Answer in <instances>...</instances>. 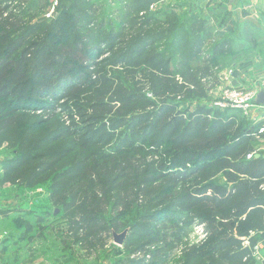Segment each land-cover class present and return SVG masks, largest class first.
<instances>
[{"label":"trees","instance_id":"trees-1","mask_svg":"<svg viewBox=\"0 0 264 264\" xmlns=\"http://www.w3.org/2000/svg\"><path fill=\"white\" fill-rule=\"evenodd\" d=\"M32 3L0 0V147L8 143L13 150L0 183L37 191L47 178L50 199L86 244L120 232L112 213L128 196L129 202L147 197L155 203L148 211L135 209L130 226L137 234L161 221L156 204L180 212L208 205L211 222L225 221L216 245L222 262L258 264L252 250L264 240V151L248 158L254 133L221 107L180 109L177 99L206 91L187 77L179 81L170 58L147 55L149 38L134 35L122 48H105L104 41L85 45L81 38L57 42L54 24L38 32L45 20L34 21ZM83 14L80 20L90 25L93 6ZM192 21L198 28L199 19ZM100 46L103 52L96 51ZM166 143L170 147L159 154ZM222 170L230 188L212 181Z\"/></svg>","mask_w":264,"mask_h":264},{"label":"rangeland","instance_id":"rangeland-1","mask_svg":"<svg viewBox=\"0 0 264 264\" xmlns=\"http://www.w3.org/2000/svg\"><path fill=\"white\" fill-rule=\"evenodd\" d=\"M23 1L26 6L33 2L29 13L35 14L34 21L45 20L38 32L54 24L50 33L51 39L57 42L81 38L85 45L104 41L105 48L110 45L122 48L131 44L134 35L140 34L152 40V46L146 50L147 55L164 62L170 58L179 81L187 77L190 85L198 84L206 91L204 97L177 99L181 101L180 109H194L198 104L219 107L216 102L227 98L232 90H264V7H257L254 3L226 7L219 0ZM90 6L96 15L89 25L79 16L84 15ZM58 18L60 22L57 23ZM196 19H199L196 24L199 27L192 28V20ZM201 23L203 28H200ZM115 33L119 35L116 38L113 36ZM201 38L204 40L202 46L195 48L194 43ZM140 40L135 42L140 45ZM96 51L103 52L104 49L100 46ZM148 95L151 96L150 92ZM222 109H226L225 116L231 117L236 125L254 133L250 141L254 151L249 154L264 151V135H260L263 132L258 128V124L264 122V109L256 105L246 108L228 105ZM7 144L0 147L2 172L5 161L13 154ZM169 147L168 143L164 144L159 154ZM165 156L168 159L172 154ZM44 179L37 186L42 189L39 192L0 183V264H125L128 259L135 264L138 261L142 264H234L222 262L223 253L216 249L225 221L218 218L211 222L213 214L208 205L197 212H180L165 208V204H156L155 210H160L161 216L172 214V217L158 216L161 221L147 224L146 232L137 234L130 226L136 220L135 209L143 207L148 211L155 203H146L147 197L144 201L134 197L135 200L129 202L128 196L127 203L115 205L120 206L119 211L112 213L121 224L120 232L129 229L125 243L116 244L112 236L110 240L103 237L100 241L93 239L86 244L70 230L67 214L53 204L48 193L49 181ZM194 179L188 183L193 184ZM212 181L218 187L233 186L225 170ZM229 211L228 208L226 212ZM177 215L178 218L175 217ZM154 228L159 230L158 234L151 233ZM244 244L248 246L249 242ZM257 245L262 249L264 240ZM256 246L252 251L258 260L259 247Z\"/></svg>","mask_w":264,"mask_h":264},{"label":"built area","instance_id":"built-area-1","mask_svg":"<svg viewBox=\"0 0 264 264\" xmlns=\"http://www.w3.org/2000/svg\"><path fill=\"white\" fill-rule=\"evenodd\" d=\"M255 91H243V90H232L230 94H228L227 98H222L219 100L217 105L221 108L228 107V105L232 107H249L251 105H256L259 108L264 109V105H257L254 103V98L256 96ZM260 132H264V125L260 128ZM254 153L249 154L248 156H253ZM37 191H42L41 188L37 189ZM259 246L257 245L256 248Z\"/></svg>","mask_w":264,"mask_h":264},{"label":"crops","instance_id":"crops-1","mask_svg":"<svg viewBox=\"0 0 264 264\" xmlns=\"http://www.w3.org/2000/svg\"><path fill=\"white\" fill-rule=\"evenodd\" d=\"M164 1H171V0H162V2ZM176 1V0H174ZM213 2L217 1V0H212ZM221 2H223V6L226 5V7H231L232 4H237V3H241L244 5H249V4H252L254 3L257 7H264V0H219ZM3 175V172H2V169H0V178L2 177ZM18 198H20V195L18 194L17 195ZM2 200V197H0V201ZM258 253L259 255H261V257L258 255V260L260 259L261 263L260 264H264V246L262 247V249H260L259 247V250H258ZM0 262H1V254H0ZM3 264V263H2Z\"/></svg>","mask_w":264,"mask_h":264},{"label":"water","instance_id":"water-1","mask_svg":"<svg viewBox=\"0 0 264 264\" xmlns=\"http://www.w3.org/2000/svg\"><path fill=\"white\" fill-rule=\"evenodd\" d=\"M254 103L257 105H264V90H260L259 92L256 93V96L254 98ZM260 154L257 153V156ZM129 229H125L122 232H114L113 237H114V242L118 245H123L125 243V240L128 236Z\"/></svg>","mask_w":264,"mask_h":264}]
</instances>
